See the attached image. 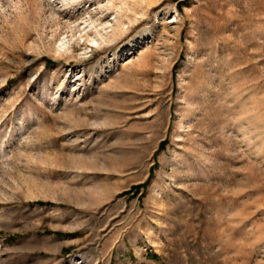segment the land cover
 I'll return each mask as SVG.
<instances>
[{
    "label": "rangeland",
    "instance_id": "obj_1",
    "mask_svg": "<svg viewBox=\"0 0 264 264\" xmlns=\"http://www.w3.org/2000/svg\"><path fill=\"white\" fill-rule=\"evenodd\" d=\"M0 264H264V0H0Z\"/></svg>",
    "mask_w": 264,
    "mask_h": 264
}]
</instances>
